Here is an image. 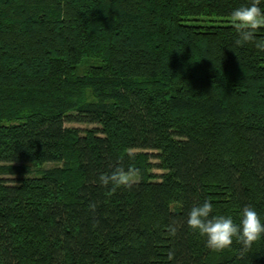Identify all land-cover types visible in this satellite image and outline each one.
<instances>
[{
    "label": "trees",
    "instance_id": "1",
    "mask_svg": "<svg viewBox=\"0 0 264 264\" xmlns=\"http://www.w3.org/2000/svg\"><path fill=\"white\" fill-rule=\"evenodd\" d=\"M250 2L0 0V264H264V238L187 226L204 200L264 218V51L230 22ZM118 168L131 187L100 184Z\"/></svg>",
    "mask_w": 264,
    "mask_h": 264
},
{
    "label": "clouds",
    "instance_id": "2",
    "mask_svg": "<svg viewBox=\"0 0 264 264\" xmlns=\"http://www.w3.org/2000/svg\"><path fill=\"white\" fill-rule=\"evenodd\" d=\"M264 0H251L250 3L235 7L230 13V22L237 35V45L253 44L256 49L264 51V39H257L256 34L264 29ZM139 176L138 169L118 168L110 175L101 174L99 182L103 186L111 184L112 191L119 187H131ZM187 226L204 238L205 246L213 251H222L233 245L235 240L243 256L252 244L264 238V218L254 207L241 209L238 221L231 216L214 213L213 203L204 200L194 205L187 215ZM173 253H169L171 258Z\"/></svg>",
    "mask_w": 264,
    "mask_h": 264
},
{
    "label": "rangeland",
    "instance_id": "3",
    "mask_svg": "<svg viewBox=\"0 0 264 264\" xmlns=\"http://www.w3.org/2000/svg\"><path fill=\"white\" fill-rule=\"evenodd\" d=\"M67 126H75V127H84L85 125H81V124H78V123H68L67 124ZM49 165H52V164H48V166ZM152 172H154V173H157V174H159V173H162V171H160V170H153ZM5 177H12V176H9V175H5Z\"/></svg>",
    "mask_w": 264,
    "mask_h": 264
}]
</instances>
